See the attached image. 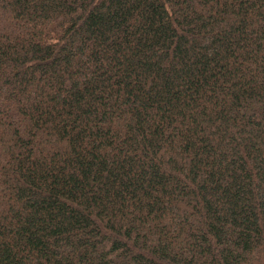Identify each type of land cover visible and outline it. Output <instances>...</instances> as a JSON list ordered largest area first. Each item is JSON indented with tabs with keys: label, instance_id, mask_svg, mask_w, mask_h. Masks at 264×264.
<instances>
[{
	"label": "trees",
	"instance_id": "1",
	"mask_svg": "<svg viewBox=\"0 0 264 264\" xmlns=\"http://www.w3.org/2000/svg\"><path fill=\"white\" fill-rule=\"evenodd\" d=\"M0 264H264V0H0Z\"/></svg>",
	"mask_w": 264,
	"mask_h": 264
}]
</instances>
